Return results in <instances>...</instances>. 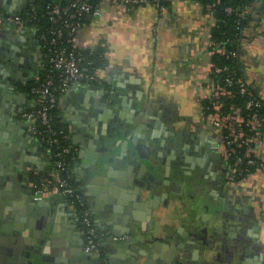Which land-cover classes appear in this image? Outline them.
<instances>
[{
	"label": "crops",
	"instance_id": "1",
	"mask_svg": "<svg viewBox=\"0 0 264 264\" xmlns=\"http://www.w3.org/2000/svg\"><path fill=\"white\" fill-rule=\"evenodd\" d=\"M0 3V172L11 180L0 191L9 189L17 204L4 207L0 193V231L15 234V219L29 221L51 241L43 264H99L85 251L73 207L59 196L35 195V172L53 170L52 153L22 119L31 105L27 88L42 71L41 52L32 26L20 30L4 20L5 6L14 14L27 8ZM200 3L174 0L163 13L104 5L103 16L89 17L77 35L79 49L103 48L105 83L73 87L59 119L70 131L72 173L105 235L109 264H133L134 256L139 264H264V172L230 183L231 165L202 114L216 18ZM239 63L264 102V0L249 4ZM9 145H17V158ZM255 151L264 162V142ZM11 238L1 244L0 264L16 245Z\"/></svg>",
	"mask_w": 264,
	"mask_h": 264
},
{
	"label": "built area",
	"instance_id": "2",
	"mask_svg": "<svg viewBox=\"0 0 264 264\" xmlns=\"http://www.w3.org/2000/svg\"><path fill=\"white\" fill-rule=\"evenodd\" d=\"M173 1L55 0L46 7V29L34 27L44 76L36 78L30 108L22 114V119L28 123L36 139L50 150L56 164L51 172L33 182L32 187L38 199L59 196L73 207L85 236V251L97 257L99 264H109L103 246L105 235L99 230L80 188L70 183L72 168L69 163L76 161V150L70 144L69 129L59 119L60 102L73 87L83 83H105L93 62H85L83 50L76 44L77 35L89 17L103 16L104 5L119 11L151 6L163 13ZM221 3L217 0L207 5L206 10L215 16ZM200 5L204 8L203 4ZM226 12L237 15L239 23L246 18L248 8L228 6ZM4 20L14 23L20 30L30 23L20 16H7ZM218 23L216 18L214 27ZM245 30L243 28L241 40ZM210 47L212 56L218 54L231 60L239 56L236 51H228L225 46L213 41ZM212 68L213 74L202 96L205 102L202 114L207 124L217 132L220 153L231 165L229 182L240 183L256 172H264V162L255 151V147L264 142V117L260 114L264 102L236 70H231L228 65Z\"/></svg>",
	"mask_w": 264,
	"mask_h": 264
},
{
	"label": "trees",
	"instance_id": "3",
	"mask_svg": "<svg viewBox=\"0 0 264 264\" xmlns=\"http://www.w3.org/2000/svg\"><path fill=\"white\" fill-rule=\"evenodd\" d=\"M55 0H40L37 1L35 6H30L27 10L17 13V14H8L7 16H20L27 22L30 21L29 25L33 28L35 26H39L41 30L46 29L47 27V16L45 14L46 7L53 3ZM201 2L204 7L208 5V3H215L217 0H198ZM222 3L216 8L215 17L219 20V23L217 26H215L212 30V41L216 44H220L225 46L228 51L234 50L238 54H240V47L243 40H241L242 37V31L243 28H246L248 25V14L245 19L241 20L239 23V17L235 14H228L226 12V7L233 6V7H247L249 8V4L252 2V0H221ZM206 2H208L206 4ZM85 62L92 61L94 66L98 69L102 68L104 59L103 54L104 50L101 47H98L94 52L90 51H83ZM213 62L214 66L221 67L224 65H228L231 70H236L238 72L239 76L243 77L240 63H239V56L238 58L231 60L227 59L225 56H221L218 54L213 55ZM44 76V73L40 74V77L42 78ZM36 85V81L31 83L28 88L27 92L30 95V99L33 98L32 94V88ZM237 103L240 102V100H236ZM261 116L264 117V104L263 109L260 111ZM53 155V154H52ZM56 159L53 157V169L55 168ZM69 166L72 168L73 163H69ZM43 174L35 176V182H38ZM67 174H65V177ZM70 183L72 185H76L77 188L79 184L76 182L73 173L72 177H70Z\"/></svg>",
	"mask_w": 264,
	"mask_h": 264
},
{
	"label": "water",
	"instance_id": "4",
	"mask_svg": "<svg viewBox=\"0 0 264 264\" xmlns=\"http://www.w3.org/2000/svg\"><path fill=\"white\" fill-rule=\"evenodd\" d=\"M35 4V3H34ZM5 11H7L10 14H14V12L12 11L11 8H9L8 6H5ZM2 53H0V56ZM15 53H13L12 55H14ZM4 56V55H3ZM4 60V59H3ZM3 60L0 57V72L2 70V63ZM21 144V143H19ZM23 144V143H22ZM10 147H8L9 149V154H12V158H17V155L15 153V151L19 150L18 147L16 146H12L9 145ZM26 146V145H25ZM11 159H8L7 161L3 162V164L6 166L7 165V169H6V173L5 176L9 177L8 171H10V169L12 170V165L10 163ZM8 163V164H7ZM2 170V167L0 165V171ZM2 173L0 172V183L1 184H5V186H9L10 183L8 184L7 182H10L11 180L6 178L5 180L2 179ZM7 183V184H6ZM11 187V186H10ZM3 191V192H2ZM9 191V189H8ZM4 190H1L0 193H5L4 196L2 195V200H3V204L4 207H17V204L12 202V197L10 198L9 195L10 193ZM20 200V199H17ZM30 210V209H29ZM14 212V211H12ZM15 221L17 223H21L22 224V219H15ZM18 225L17 227H15L14 232L15 234H13V231H10V229H5L3 230L4 233H2L0 231V251H2V245L7 246V244L11 245V241L12 238L14 237L13 241H16V245H14L12 247V249L8 250V255H6L5 260L2 262L3 264H43L45 261H47L48 259H46L45 257V246H47L49 244V242L51 241H47V233H46V229L44 230L45 232L43 233H38V229L36 228V226H34V223L29 222V221H25L24 225ZM33 230L32 234H30V231ZM10 235V236H9ZM52 239L54 238V235H52L51 237ZM41 239L40 244H38V240ZM45 239V241H44ZM57 242H52L50 243V245H52L53 249L55 248ZM152 243V250L154 252V255H156V242H151ZM154 247V249H153ZM4 254V253H3ZM136 257V261H131L133 264H139V260L137 256ZM152 262V260L150 261ZM128 264V263H126Z\"/></svg>",
	"mask_w": 264,
	"mask_h": 264
},
{
	"label": "flooded vegetation",
	"instance_id": "5",
	"mask_svg": "<svg viewBox=\"0 0 264 264\" xmlns=\"http://www.w3.org/2000/svg\"><path fill=\"white\" fill-rule=\"evenodd\" d=\"M17 3H14V9H15V11L16 12H21L22 10H23V8H24V6H25V8H27L28 9V7H30V6H33L34 4V2L36 1V0H15ZM2 2V1H1ZM19 3V4H18ZM23 3H26V4H23ZM36 4V3H35ZM0 5H2L1 3H0Z\"/></svg>",
	"mask_w": 264,
	"mask_h": 264
},
{
	"label": "rangeland",
	"instance_id": "6",
	"mask_svg": "<svg viewBox=\"0 0 264 264\" xmlns=\"http://www.w3.org/2000/svg\"><path fill=\"white\" fill-rule=\"evenodd\" d=\"M37 1H40V0H36L35 2H37ZM35 2H34V3H35ZM34 3H33V4H34ZM34 5H35V4H34ZM34 5H33V6H34Z\"/></svg>",
	"mask_w": 264,
	"mask_h": 264
}]
</instances>
